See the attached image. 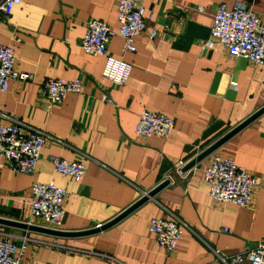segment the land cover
Here are the masks:
<instances>
[{
	"label": "crops",
	"instance_id": "1",
	"mask_svg": "<svg viewBox=\"0 0 264 264\" xmlns=\"http://www.w3.org/2000/svg\"><path fill=\"white\" fill-rule=\"evenodd\" d=\"M235 1L264 23V0H145L153 18L136 38L135 51L122 52L120 36L107 46L131 64L121 86L102 77V56L79 46L89 19L117 28V0H21L15 5L0 22V44L13 47L15 69L32 78L12 80L8 91L0 92V122H10L6 116L20 120L41 131L45 141L32 174L13 172L0 157V216L31 222V185L53 181L69 192L60 230L107 223L173 173L175 163L189 161L262 107L263 64L232 58L220 45L200 50L216 7ZM150 29L156 31L154 38ZM49 78L79 79L82 91L51 103L42 92ZM144 110L171 117L174 129L167 137H137L135 125ZM211 154L231 158L259 177L249 206L208 196L204 169ZM211 154L186 170L185 178L173 173L167 186L99 232L65 237L0 225V234L39 240L28 243L20 264H223L219 255L264 241V112ZM52 157L82 161L85 175L75 182L56 173ZM174 216L186 228L168 252L156 244L148 222Z\"/></svg>",
	"mask_w": 264,
	"mask_h": 264
},
{
	"label": "built area",
	"instance_id": "2",
	"mask_svg": "<svg viewBox=\"0 0 264 264\" xmlns=\"http://www.w3.org/2000/svg\"><path fill=\"white\" fill-rule=\"evenodd\" d=\"M144 1L117 0V28L97 19H89L85 23L79 46L89 55L104 58L101 74L113 85H124L132 67L122 58L114 57L107 46L114 36H120L123 40L122 52L135 51L136 38L146 30V22L153 18V10L146 11ZM20 2L21 0H0V22ZM197 10L202 12L204 8L198 6ZM155 35V29H150V38ZM15 40L20 41L17 37ZM215 45H220L232 58L243 57L253 64L264 65V23L241 2H221L214 11L207 39L200 43L201 53L213 49ZM31 78L29 73L15 69L13 47L0 44V92H7L12 80L27 81ZM232 85L235 83L232 82ZM81 91L82 82L79 79L49 78L42 84L44 96L55 104L61 103L69 93ZM103 99L109 101L105 95ZM6 118L10 122H0V157L9 163L13 172L32 174L40 158L45 135L20 120L8 116ZM173 129L174 120L171 117L144 110L139 114L134 133L141 138L153 135L167 137ZM51 162L56 173L70 177L75 182L80 181L86 173V165L82 161L52 157ZM187 162L175 163L173 173L185 178L187 171H182V168ZM173 173H167L164 179L173 181ZM204 179L211 199L240 207L249 206L260 181L259 177L250 174L231 158L216 154L210 155L204 169ZM68 195V190L57 186L53 181L33 183L30 187L29 203L32 221L28 223L60 230L65 216L64 202ZM184 228L186 224L175 216L172 219L151 218L148 222V230L154 235L156 244L168 252L174 250ZM31 241L40 243L39 240L26 236L9 239L0 234V264H20ZM218 258L223 264H264V241L249 250L228 256L219 255Z\"/></svg>",
	"mask_w": 264,
	"mask_h": 264
},
{
	"label": "water",
	"instance_id": "3",
	"mask_svg": "<svg viewBox=\"0 0 264 264\" xmlns=\"http://www.w3.org/2000/svg\"><path fill=\"white\" fill-rule=\"evenodd\" d=\"M263 112H264V105L260 107L257 111L252 113L249 117L244 119L242 122H240L238 125L232 127L230 130H228L226 133H224L222 136H220L218 139H216L213 143L208 145L202 151H200L197 155H195V157L190 159L184 165V167L182 168V171H186L192 168L196 163L200 162L201 160L209 156L217 148H219L226 140H228L231 136H233L238 131H240L242 128H244L246 125H248L250 122H252L255 118L260 116ZM168 184H169V180L167 179L162 180L153 189L144 193L137 201H135L132 205L127 207L125 210H123L121 213H119L117 216H115L113 219H111L107 223H104L97 227H93V228L86 229L83 231L68 232V231H62V230H55V229H51L48 227H43V226L28 223V222L12 220V219H8V218L1 217V216H0V225L20 228V229L29 230V231H35V232L44 233V234L53 235V236L77 237V236L89 235V234L99 232L101 230H104L112 226L113 224L121 220L123 217L128 215L130 212H132L134 209H136L138 206H140L145 201H147L150 197H153L159 190H161Z\"/></svg>",
	"mask_w": 264,
	"mask_h": 264
}]
</instances>
